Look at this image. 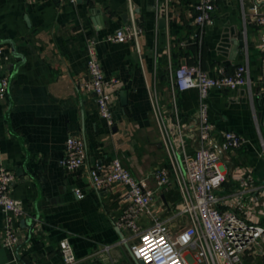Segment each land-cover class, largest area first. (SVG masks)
Wrapping results in <instances>:
<instances>
[{
	"label": "crops",
	"instance_id": "0c3cea01",
	"mask_svg": "<svg viewBox=\"0 0 264 264\" xmlns=\"http://www.w3.org/2000/svg\"><path fill=\"white\" fill-rule=\"evenodd\" d=\"M193 3L178 0L166 13L162 0H0V39L14 41L25 57L10 79L21 60L12 56L9 44H0L12 56L9 62L0 58V79H9L7 99L0 98V166L15 174L12 196L23 201L26 214L16 222L21 239L12 253L2 245L6 216L0 209V264H64L60 242L66 239L75 264H137L121 243L128 233L114 224L124 188L96 190L89 170L118 158L133 176L155 188L152 173L171 168L153 106L171 108L170 66L200 64L218 77L248 65L251 88L213 90L209 114L219 131H234L246 140L243 149L230 153V166H250L264 180V54L255 46L263 30L255 12L264 15V0H221L203 33L193 21ZM131 7L143 28L140 52L132 42L109 41L129 22ZM241 33L248 41L243 55L234 44ZM91 43L106 76L118 80L106 88L113 128L100 118L94 95L78 87L87 74ZM122 91H127L126 105ZM177 104L183 122L189 123L198 113V91L180 93ZM69 136L84 139L87 167L69 171L61 165ZM188 147L191 152V140ZM76 190L85 198L78 199ZM180 201L177 189L163 188L156 201L166 208L162 219ZM246 260L264 264L262 256Z\"/></svg>",
	"mask_w": 264,
	"mask_h": 264
},
{
	"label": "built area",
	"instance_id": "2783aa9c",
	"mask_svg": "<svg viewBox=\"0 0 264 264\" xmlns=\"http://www.w3.org/2000/svg\"><path fill=\"white\" fill-rule=\"evenodd\" d=\"M220 1L194 0L193 21L200 32L214 20ZM177 2L162 0V8L168 13ZM255 13L257 24L263 27L255 46L264 54V15ZM142 34L143 28L136 22L131 7L129 22L118 28L109 41L132 42L140 52ZM11 57L0 47V58L9 62ZM167 76L171 108L165 111L158 103L153 106L171 168L160 167L152 173L149 178L156 187L150 188L144 180L133 176L118 158L107 166L89 170L96 190L116 185L124 188L120 197L122 208L114 223L120 233H128L122 235L121 243L129 248L137 264H247V257H264V180L258 179L250 166H230V153L243 149L246 140L234 131H219L209 114L213 90L251 88L248 65L241 64L231 73L212 77L200 64L182 63L176 68L170 66ZM117 83L116 78L104 73L91 43L87 74L78 81V87L81 92L94 95L99 116L110 128L115 122L106 88ZM8 88L9 79L2 77L1 99H7ZM189 90L198 91L199 108L195 119L184 123L177 99ZM261 147L264 152V139ZM88 158L84 139L69 136L61 165L69 171L80 170L88 166ZM16 182L15 174L1 165L0 209L6 216L2 245L12 253L21 239L16 222L26 215L23 201L12 196ZM168 186L179 191L181 201L164 220L161 214L166 208L163 203L156 206V201ZM76 195L80 200L85 198L80 190H76ZM60 252L64 264L76 263L74 248L67 239L60 242Z\"/></svg>",
	"mask_w": 264,
	"mask_h": 264
},
{
	"label": "water",
	"instance_id": "95a60500",
	"mask_svg": "<svg viewBox=\"0 0 264 264\" xmlns=\"http://www.w3.org/2000/svg\"><path fill=\"white\" fill-rule=\"evenodd\" d=\"M126 17L128 18V15H126L124 17V19ZM164 26H165V20L164 19H160V27L164 28ZM0 44H9L10 47H11L12 56L21 60L14 68L13 74L10 77V79H12L14 74L18 71V69L25 62V57L22 54H19L17 52L16 43L14 41H12V40H1L0 39ZM234 44H235V47H236V49H237V51H238V53L240 55L244 54L243 50L245 48L248 49V41L247 40L245 41L243 33L240 34L239 38L237 39V41L234 42ZM120 96H121V100H122L123 105H126V103H127V91H122ZM33 228L31 229V231H33ZM140 264H143V263H140Z\"/></svg>",
	"mask_w": 264,
	"mask_h": 264
}]
</instances>
